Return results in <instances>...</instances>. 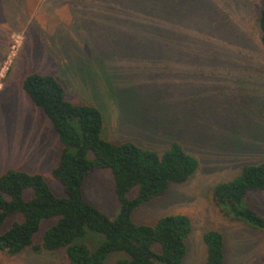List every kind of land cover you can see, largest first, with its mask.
Wrapping results in <instances>:
<instances>
[{"label": "rangeland", "instance_id": "1", "mask_svg": "<svg viewBox=\"0 0 264 264\" xmlns=\"http://www.w3.org/2000/svg\"><path fill=\"white\" fill-rule=\"evenodd\" d=\"M170 1L168 9H157L168 16L169 44L159 38V48L145 41L153 28L139 10L116 1L0 0V174L11 168L41 173L57 195H65L52 175L57 132L22 86L30 72L52 73L65 84L68 99L101 107L105 138L159 152L176 141L198 157L195 175L144 202L135 222L154 223L169 213L190 216L185 264H206L203 233L211 228L225 234L226 264H264V233L224 216L213 197L216 183L264 159V0ZM138 23L147 24L145 34ZM84 194L117 217L110 170L91 172ZM246 202L264 216L263 191H251ZM56 221H42L36 243ZM103 241L97 231L76 239L92 249ZM123 256L113 252L103 264H119ZM0 264H67L66 252L0 251Z\"/></svg>", "mask_w": 264, "mask_h": 264}, {"label": "trees", "instance_id": "2", "mask_svg": "<svg viewBox=\"0 0 264 264\" xmlns=\"http://www.w3.org/2000/svg\"><path fill=\"white\" fill-rule=\"evenodd\" d=\"M112 1L123 8L139 10V15L153 28L146 35L147 24L138 23L147 37L145 41L151 40L159 48L164 47L159 38L169 44L168 16L157 9H168L173 4L170 0ZM259 27L264 49V7ZM22 86L57 132L60 150L52 175L62 183L65 195H57L41 173L14 168L1 173L0 251L13 256L29 248H64L67 264H103L111 253L121 251L124 256L119 258V264H185L187 238L193 229L190 216L169 213L154 223H137L133 214L144 202L163 195L172 183L190 180L199 167L198 157L176 141L159 152L133 140L115 142L105 138V114L101 107L68 99L65 84L52 73L30 72ZM100 168L113 175L120 204L116 218L88 202L84 194L88 175ZM135 189L137 194L131 197ZM251 191L264 192V159L247 163L233 178L216 183L213 197L224 216L264 233V216L246 202ZM53 217L57 221L46 229L42 242L36 243L34 237L42 221ZM10 218L13 220L7 225ZM88 231L104 235V241L95 249L76 242ZM203 240L206 264H226L223 231L208 229Z\"/></svg>", "mask_w": 264, "mask_h": 264}]
</instances>
